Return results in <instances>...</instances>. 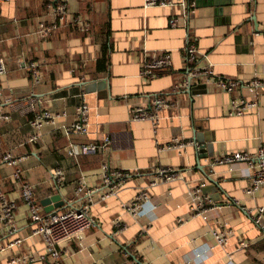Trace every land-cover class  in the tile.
<instances>
[{"label": "crops", "instance_id": "obj_1", "mask_svg": "<svg viewBox=\"0 0 264 264\" xmlns=\"http://www.w3.org/2000/svg\"><path fill=\"white\" fill-rule=\"evenodd\" d=\"M58 2L66 5L67 21L43 35L40 26L56 21ZM174 16L177 25L170 23ZM184 19L179 8L146 0L0 2V56L7 66L0 86L10 99L1 109L11 115L0 120V190L17 202L14 229L0 218V264L54 263L44 237L34 233L23 181L33 185L41 204L61 193L59 209L85 201L76 191L81 181L97 188L91 205L97 225L61 243L63 264H264V232L253 217L264 207V185L247 192V163L221 160L235 152L256 155L264 146V91L255 95L245 86L255 77L264 80V0H197ZM189 40L199 49L196 63L187 59ZM165 51L170 68L145 78L147 56ZM31 61L42 69L40 83L32 82ZM99 64L104 69L97 70ZM208 65L242 85L225 91L213 80L190 77L194 66ZM185 81L189 85H179ZM156 96L170 105L159 110L155 130L150 119L134 118L132 108L154 109ZM243 98L257 99V105L237 113L233 101ZM32 99L57 117L41 128L40 140L27 143L35 130L25 105ZM85 101L89 132L66 133L61 124L73 121ZM107 137L111 143L95 153L75 157L68 151L71 142ZM5 151L25 158L8 164ZM105 165L123 172V184L102 198L109 193ZM19 166L21 179L15 176ZM166 168L179 176L163 179L159 173ZM56 169L64 176L60 184ZM155 177L160 181L150 186L140 211L129 210ZM197 189L211 199L202 213L193 209ZM217 228L230 233L224 244L214 236ZM17 238L22 244L12 245ZM197 249L207 252L199 256Z\"/></svg>", "mask_w": 264, "mask_h": 264}, {"label": "built area", "instance_id": "obj_2", "mask_svg": "<svg viewBox=\"0 0 264 264\" xmlns=\"http://www.w3.org/2000/svg\"><path fill=\"white\" fill-rule=\"evenodd\" d=\"M8 0H0V2ZM148 5H162L173 8H179L181 10L184 20L188 21L191 14L195 11L197 0H146ZM66 5L64 3H56V16L57 19L53 23H42L40 26V32L43 35H49L59 25L65 24L66 18ZM170 23L177 25L179 18L174 16L171 18ZM82 28H86V24L82 23ZM190 42L186 45L185 51L187 59L196 63L199 59V49L197 44L189 40ZM172 65V56L170 52H162L156 56H147L143 62L141 69L142 75L145 78H151L159 75L164 70H167ZM31 79L34 84L40 83L42 79V69L40 68L37 61H31L29 63ZM7 73V66L4 58L0 56V76ZM190 77H203L206 81L213 80L217 85L225 90L231 91L236 87L241 86L242 83L236 79L225 78L218 76L214 73L210 65L198 68L193 67L190 71ZM182 87L189 85L188 82L179 84ZM245 86L253 92L255 95H260L264 91V80L260 77L253 78ZM10 99L6 96L4 89L0 86V120H10V114H4L2 112V105L9 102ZM257 99H245L243 98L239 102L233 101L234 111L237 113H243L246 109L257 105ZM38 99H32L25 105H28V112L32 114L33 119L31 121L35 130L28 137L27 143H35L40 140L41 128L45 123H56L57 114L51 109L38 108ZM155 108H148L147 106H135L132 108V115L137 119H150L154 129L156 130L159 123V110L163 107L170 105L168 99L164 96H156L154 98ZM89 104L85 101L81 103L76 110V117L73 121L68 123H62L61 129L68 134L72 133H88L89 132ZM111 143L109 137L105 138L102 143L99 142H71L68 148L69 153L72 156L78 157L83 154H91L97 152L99 148H105ZM1 144V141H0ZM175 146V145H172ZM171 146V147H172ZM25 158V156H15L11 151H5L2 159L4 162L11 165H19V163ZM223 162L230 164H236L238 162H244L246 164V174L252 178V184L247 188V192L253 193L264 185V146L260 148L256 155H250L244 152H235L232 155L224 156L221 159ZM22 168L19 166L15 171V176L18 179L22 178ZM180 172L171 168L161 169L159 176L165 180H171L178 177ZM56 183H62L64 180L63 173L60 169L55 170ZM160 179L155 177L151 180L147 188L142 189L134 198V200L127 205L129 210L134 213H138L143 206V202L150 197V186L157 185ZM123 172L120 170H113L108 165L104 166V177L103 183L109 187V193L103 194L102 198L109 196L110 192H116L123 184ZM97 188L87 189L83 181L80 182L77 187V193L84 196L85 201L80 205H74L67 208L58 209L57 211L48 212L44 209V206L39 202L35 194L34 187L31 183L22 182V197L27 203L30 211L32 221L35 223L34 233L42 235L47 244V252L54 259L53 264H63L60 255V245L62 242L81 234L87 228L97 225L96 219L91 213V205L94 200V193ZM200 189L194 191V206L195 211L204 212L211 199L208 196L200 194ZM17 209V202L10 199L6 193L0 190V218L5 224L15 228L14 219L15 211ZM264 207L258 208L257 214H255L254 220L259 224L264 232L263 223ZM207 218V217H206ZM118 227L121 226L119 220H116ZM214 236L220 244H224L230 237L229 231L221 230L219 228L214 230ZM23 240L17 238L12 242V245H21ZM82 248H85L83 245ZM207 250L197 249L196 253L202 256Z\"/></svg>", "mask_w": 264, "mask_h": 264}, {"label": "water", "instance_id": "obj_3", "mask_svg": "<svg viewBox=\"0 0 264 264\" xmlns=\"http://www.w3.org/2000/svg\"><path fill=\"white\" fill-rule=\"evenodd\" d=\"M42 204L46 211L52 212V211H57L60 207H62L65 204V200L61 195V193H56L43 199ZM134 258L138 262H140V260H138L135 255Z\"/></svg>", "mask_w": 264, "mask_h": 264}, {"label": "trees", "instance_id": "obj_4", "mask_svg": "<svg viewBox=\"0 0 264 264\" xmlns=\"http://www.w3.org/2000/svg\"><path fill=\"white\" fill-rule=\"evenodd\" d=\"M101 68L104 69V68L102 67V64L97 65V70H100ZM130 258L133 259L131 256H130Z\"/></svg>", "mask_w": 264, "mask_h": 264}]
</instances>
